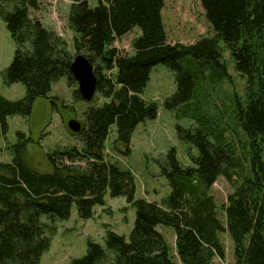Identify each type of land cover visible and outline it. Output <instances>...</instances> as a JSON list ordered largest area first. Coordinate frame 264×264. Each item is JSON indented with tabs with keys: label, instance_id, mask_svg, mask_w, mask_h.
I'll list each match as a JSON object with an SVG mask.
<instances>
[{
	"label": "trees",
	"instance_id": "obj_1",
	"mask_svg": "<svg viewBox=\"0 0 264 264\" xmlns=\"http://www.w3.org/2000/svg\"><path fill=\"white\" fill-rule=\"evenodd\" d=\"M39 1L0 0V19L15 43L3 81L25 86L19 99L0 94L2 134L7 115H28L33 101L46 97L51 84L62 76L74 87L75 100L81 99L70 72L76 54L93 66L95 92L107 100L89 106L81 130L71 132L79 136L80 148L68 146L47 154L49 173H38L26 164V146L32 138L16 133V141L9 145L12 159L0 162V264H40L56 222L69 218L72 205L80 217H91L93 206L104 203L107 189L112 197L124 196L135 207L128 238L107 230V249L88 240L86 253L67 264H211L214 256L224 257L218 238L224 231L233 242L235 264H264V0H200L213 36L191 44L168 41L163 0H97L94 6L74 0L67 15L74 52L54 30L30 17ZM135 27L139 33L131 41V54L111 47ZM220 41L245 79L244 96L234 95L231 105L249 151L247 173L220 206L225 224L210 188L220 175L231 180L240 162L224 127L200 113L194 100L201 81L230 79ZM158 63L173 71L176 82L165 107L181 106V115L193 122L188 127L177 124L178 137L197 149L187 166L177 159L175 148L167 151L160 169L171 191L160 204L135 198L132 173L104 155L112 126L114 143L128 151L135 126L156 117L155 102L143 98L142 92ZM158 225L172 227L177 260Z\"/></svg>",
	"mask_w": 264,
	"mask_h": 264
},
{
	"label": "rangeland",
	"instance_id": "obj_2",
	"mask_svg": "<svg viewBox=\"0 0 264 264\" xmlns=\"http://www.w3.org/2000/svg\"><path fill=\"white\" fill-rule=\"evenodd\" d=\"M74 0H40L39 8L30 11V17L39 20L44 27L54 30L63 38L71 52L73 32L68 28L67 15ZM91 6L97 0H87ZM162 20L169 42L191 44L201 37L213 36V30L208 23L200 0H163ZM139 33L135 27L132 31L115 40L111 47L122 53L131 54L132 39ZM222 47V62L226 65L230 76L228 81H201L196 92L200 113L209 119L218 121L225 129V135L236 147L240 162L236 174L231 180L220 175L210 188V193L217 206V214L223 224L225 216L220 206L226 201V196L240 182V176L248 171L249 151L248 138L239 125L235 123L231 99L233 96H244L245 79L236 72L229 50ZM15 43L0 19V94L9 100L22 98L25 86L21 82L7 85L3 81V70L13 58ZM75 88L77 82H75ZM73 88L62 76L51 84L46 97H37L28 115L9 114L6 116L7 130L5 135L0 131V162H9L12 152L9 145L13 144L18 131L30 136L32 141L26 146L25 162L34 171L44 174L52 170L47 154L54 149L68 146L81 147L77 134H72L67 127L70 119L84 122V111L91 105H101L107 99L95 92L91 100H75ZM176 89L173 71L163 63L151 68L142 97L155 102L157 113L153 119L140 121L132 131L130 143L127 146L114 143L115 126L106 139L104 147L105 158L116 162L123 170L132 173L135 198H145L149 201L162 203L171 191L167 177L161 173L160 162L170 148H175L176 157L182 165H191L192 156L197 155V149L189 142L178 137L176 125L188 127L193 124L191 118L182 116V107L167 109L164 101ZM127 151V152H126ZM84 165V161L78 162ZM104 203L93 206V215L82 218L77 208L72 205L68 219L56 222V231L51 236L50 245L40 257V264H67L71 259L83 256L87 250V241L99 243L105 249L107 230L128 238L134 225L135 207L124 196L112 197L107 189ZM46 220L44 217L42 218ZM157 230L164 236L170 246L173 258L175 253V236L172 227L158 225ZM218 238L223 245L224 257L214 256L211 264H235L233 257V242L227 232H220ZM109 252V251H108ZM111 255V252H109ZM106 264V263H103Z\"/></svg>",
	"mask_w": 264,
	"mask_h": 264
},
{
	"label": "water",
	"instance_id": "obj_3",
	"mask_svg": "<svg viewBox=\"0 0 264 264\" xmlns=\"http://www.w3.org/2000/svg\"><path fill=\"white\" fill-rule=\"evenodd\" d=\"M70 72L77 82V90L82 100L89 101L96 91V76L93 66L82 54H76L70 65ZM67 127L72 133H78L81 130L79 121L70 119Z\"/></svg>",
	"mask_w": 264,
	"mask_h": 264
}]
</instances>
